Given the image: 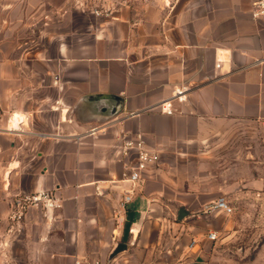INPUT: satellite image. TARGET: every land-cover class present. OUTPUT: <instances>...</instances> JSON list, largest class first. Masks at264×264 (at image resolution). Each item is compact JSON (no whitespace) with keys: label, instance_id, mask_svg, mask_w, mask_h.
I'll use <instances>...</instances> for the list:
<instances>
[{"label":"crops","instance_id":"1","mask_svg":"<svg viewBox=\"0 0 264 264\" xmlns=\"http://www.w3.org/2000/svg\"><path fill=\"white\" fill-rule=\"evenodd\" d=\"M22 1L0 16V264H264V18L251 1L94 0L104 14L80 29L76 0H38L44 25L58 26L43 46L13 27L30 15ZM183 86L172 115L156 108ZM96 95L123 110L100 123L80 115ZM14 115L20 133L6 131ZM137 135L157 163L124 205L121 145ZM42 191L61 207L30 209L12 233L18 197ZM220 197L233 212L204 214ZM240 242L257 244L252 258L212 246ZM117 244L126 250L110 262Z\"/></svg>","mask_w":264,"mask_h":264},{"label":"built area","instance_id":"2","mask_svg":"<svg viewBox=\"0 0 264 264\" xmlns=\"http://www.w3.org/2000/svg\"><path fill=\"white\" fill-rule=\"evenodd\" d=\"M208 1V0H204ZM253 8V17L255 19L264 18V0H250ZM95 15H103V10L94 9ZM189 88L186 86L177 88L172 93L170 99L160 102L156 108L162 113L172 115L174 113V102H185ZM12 120H16L17 126H10L6 128L8 133H20L22 131L23 119L14 115ZM98 128L92 130V133H96ZM121 155L128 159L130 162L126 165L123 172V178L129 182L132 188L129 191L124 192L123 204H129L133 200V195L137 185L141 182L144 174L157 163V157L147 149L146 143L141 135H137L133 138L125 137L121 145ZM61 207V199L50 191H42L31 195L19 196L17 199L16 209L9 216V220L12 224V233H19L22 230V224L27 212L32 208H41L46 212L48 210H56ZM224 211L226 213H232L233 208L225 197L218 198L215 202L207 204L203 207V213L206 215L213 214L217 211ZM219 238L216 232H209L207 239L210 241H217ZM197 242L192 241L190 247H193ZM74 264H102L100 262L85 263L80 260H75Z\"/></svg>","mask_w":264,"mask_h":264},{"label":"rangeland","instance_id":"3","mask_svg":"<svg viewBox=\"0 0 264 264\" xmlns=\"http://www.w3.org/2000/svg\"><path fill=\"white\" fill-rule=\"evenodd\" d=\"M16 1L21 3V5H17V3L15 5L16 11L17 10L19 11L23 7L22 5L23 1L22 0H19V1L16 0ZM93 1L94 0H76L75 2L74 10H76L77 15H76V20L74 23H76V26L78 25L80 29H86L87 25L93 23V18H92L93 15L91 12H93V10L96 9L94 7ZM7 2L8 0H0V3H4V4H0V16H4V14L7 12V5H8ZM43 4L44 2L38 4V0H33L30 6V15L22 19L23 16H22V13H20L17 19L14 20V26H13L14 28H17V29H20V28L22 29L24 27L25 31L19 33V36H24L25 37L24 39H30L31 41H33L34 45L41 43V46H43V39H42V36L44 35L43 30L49 29L54 32V29L58 28L56 24L57 22L54 21V18L51 20V24H52L51 27H46L44 25L45 18L43 17V13L41 12V8ZM7 24L8 22L5 19L4 22L0 23V29L5 30L7 28ZM68 28H69L68 25L64 27V29H68ZM3 35L6 36V34H3ZM49 48L50 46H48L47 50H49ZM50 51L53 52V49H50ZM244 135H247V134H244ZM258 148L259 149H256V153L259 156L264 157L262 156L264 155V149L260 148V146ZM258 173H260L261 175H264V167L261 166L259 168ZM197 215H203V214L199 213ZM244 216L250 219L251 221L257 223L258 221L262 220L263 215L262 214H245ZM212 246H213V250L216 249L215 250L216 252L223 253L226 255V257H231V258H236L238 255H241L242 253H246L248 258H252L258 247L257 244H253V243L246 244L242 242L237 243V244L231 243V244H223V245L213 243ZM240 249H243V250L239 251ZM159 264H171V263L159 262Z\"/></svg>","mask_w":264,"mask_h":264},{"label":"water","instance_id":"4","mask_svg":"<svg viewBox=\"0 0 264 264\" xmlns=\"http://www.w3.org/2000/svg\"><path fill=\"white\" fill-rule=\"evenodd\" d=\"M124 108V102L122 99L116 96L110 95H96L88 96L80 101L76 111L83 116L87 115L89 118L97 120L98 122L107 121L114 116L118 115ZM186 213L184 210L180 211L178 221H181ZM126 250V246L123 244H117L109 255V261L111 262L118 254Z\"/></svg>","mask_w":264,"mask_h":264},{"label":"bare ground","instance_id":"5","mask_svg":"<svg viewBox=\"0 0 264 264\" xmlns=\"http://www.w3.org/2000/svg\"><path fill=\"white\" fill-rule=\"evenodd\" d=\"M13 125V124H12Z\"/></svg>","mask_w":264,"mask_h":264}]
</instances>
